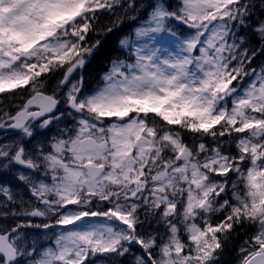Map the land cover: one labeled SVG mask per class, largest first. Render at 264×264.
I'll return each mask as SVG.
<instances>
[{
	"label": "snow or ice",
	"instance_id": "6c2138e0",
	"mask_svg": "<svg viewBox=\"0 0 264 264\" xmlns=\"http://www.w3.org/2000/svg\"><path fill=\"white\" fill-rule=\"evenodd\" d=\"M264 264V0H0V264Z\"/></svg>",
	"mask_w": 264,
	"mask_h": 264
},
{
	"label": "trees",
	"instance_id": "16d2710c",
	"mask_svg": "<svg viewBox=\"0 0 264 264\" xmlns=\"http://www.w3.org/2000/svg\"><path fill=\"white\" fill-rule=\"evenodd\" d=\"M242 242H243V233H241V236L237 237L233 241L231 248L228 250L227 254L223 257L225 264H238L239 261L238 247Z\"/></svg>",
	"mask_w": 264,
	"mask_h": 264
}]
</instances>
